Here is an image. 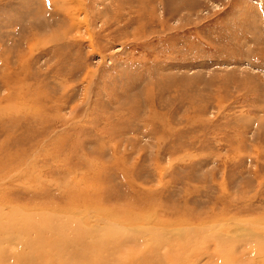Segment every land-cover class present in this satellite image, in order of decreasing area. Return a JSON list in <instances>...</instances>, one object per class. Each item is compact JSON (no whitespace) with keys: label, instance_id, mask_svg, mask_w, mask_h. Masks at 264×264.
<instances>
[{"label":"rangeland","instance_id":"1","mask_svg":"<svg viewBox=\"0 0 264 264\" xmlns=\"http://www.w3.org/2000/svg\"><path fill=\"white\" fill-rule=\"evenodd\" d=\"M0 178L5 212L112 226L92 261L153 255L149 228L207 236L164 264H238L264 230V0H0Z\"/></svg>","mask_w":264,"mask_h":264},{"label":"bare ground","instance_id":"2","mask_svg":"<svg viewBox=\"0 0 264 264\" xmlns=\"http://www.w3.org/2000/svg\"><path fill=\"white\" fill-rule=\"evenodd\" d=\"M26 173L29 175L28 170ZM1 179L2 178H0V180ZM24 212L17 210V211H12L9 213V212H5L2 208H0V264H64L63 262L60 263V261H64V260L65 261L68 260L67 263L65 264H112L110 259H108L109 263L107 260L105 261L90 260L92 256L102 257V254H103L102 252L104 253L107 252L109 254L110 249L108 247H110L111 243L115 245L114 247H116V244L119 241H122V237L118 236L117 233H115L116 232L115 229L110 228L112 226L106 227L103 230H97V229L87 230L81 226V223L79 225L77 222L73 221L71 218H70L71 220L68 218L66 221H62V220L56 219L55 217L49 214L45 216V214L40 213V211L39 213L34 212L30 214H27ZM147 229H148L147 233H149L148 235H150L155 241L154 242L155 244L153 245L154 247H152V249L157 247V250L152 252L153 255L156 257L151 255V252H150V253H147V255L143 258L139 257L138 259H135L133 264H164L166 263V260H165L166 257H164L165 258L164 259L163 257L157 256L158 247L159 249H166L168 251H171L169 247L171 248L173 246L175 247L179 246L183 248V246L186 245L187 248L189 247L188 250H190L191 248H193L190 242H197V243L207 242V236L205 235L203 230L182 231L181 233L182 237L180 238L177 237V241L179 242L174 244L173 243L174 238H169L170 235L166 237L162 233L150 230L149 228ZM205 231L207 232V230ZM213 236L217 237L215 238V242L221 245L222 249L226 246L223 250L229 249V247L231 246L234 249L235 243L238 242L236 241V239L234 241H230V239L228 238L223 239L222 237L218 236V234H215ZM245 237L247 241L245 242L242 241L243 245L245 244L244 247L236 251V253L234 252L235 255L232 258V261L233 262L237 261L238 264L247 263L244 261V259H238V254H242L243 257L248 256L249 257L248 261H253L256 257L255 256L256 251H258V253L264 252V230L263 229L261 232L260 231H258V233L253 232ZM242 240H245V239H242ZM2 241L3 243H1ZM137 241H139V238ZM4 242H7V243L4 245ZM249 243L254 244L255 246H257V248L252 247L253 251L251 250L249 253L243 254L245 252V249L248 247L247 244L249 245ZM12 244H15L16 250L13 253H12V250H10L11 251L10 253V251L6 248V246L8 247ZM74 244H76V246H72ZM15 246L13 247L15 248ZM70 246L74 248L69 249L68 247ZM114 247L112 246L110 248H114ZM196 247L201 248V246H197V245ZM181 248L177 247L178 249L177 251L174 249L176 253H173L174 254V257L172 258L173 264L174 262L179 263V261L182 264H198L199 260L197 259L195 260L194 254L192 255L191 260L187 261L185 259L186 262L185 263L182 262L184 260L182 259L183 257L181 258V255L185 253L182 251ZM203 249L204 251H206L205 253L207 255V250L205 248ZM184 250H187V249H184ZM222 253L224 255L225 252H222ZM111 254L113 255V252ZM188 254H190V251ZM123 263L124 262L122 261L121 264ZM204 264H207V262H205ZM208 264H211V263H208ZM212 264H214V262ZM216 264H220L219 261H216Z\"/></svg>","mask_w":264,"mask_h":264}]
</instances>
